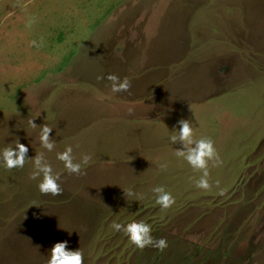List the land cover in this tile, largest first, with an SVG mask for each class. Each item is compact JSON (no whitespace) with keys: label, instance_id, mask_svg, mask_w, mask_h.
Segmentation results:
<instances>
[{"label":"rangeland","instance_id":"374dc122","mask_svg":"<svg viewBox=\"0 0 264 264\" xmlns=\"http://www.w3.org/2000/svg\"><path fill=\"white\" fill-rule=\"evenodd\" d=\"M198 31L201 53L214 48L203 61L226 66L230 86L212 99L208 128L193 134L216 140L210 187L195 186L200 172L182 158H163L162 170L112 168L113 103L127 96L105 77L142 89L169 81L178 57L168 51ZM42 123L53 128L51 152L38 141ZM17 138L28 157L44 152L62 192L38 191L31 158L0 167V264H44L60 240L79 248L82 264H264V0H0V148ZM67 145L77 161L91 155L83 174L55 158ZM157 185L174 197L167 209L155 203ZM114 221L148 223L167 247L138 249Z\"/></svg>","mask_w":264,"mask_h":264},{"label":"crops","instance_id":"0c3cea01","mask_svg":"<svg viewBox=\"0 0 264 264\" xmlns=\"http://www.w3.org/2000/svg\"><path fill=\"white\" fill-rule=\"evenodd\" d=\"M182 36L184 35L179 34L180 38H176L175 49L168 51L169 55L178 57V66L176 71L171 72L169 81L160 76L157 79L159 81L154 82L157 84L155 87L142 89L134 84L133 79L128 91L124 93L127 96L125 101L107 104L108 107L113 105V119L117 126L114 146L118 152L114 156L116 162L112 163V168L121 165L127 166L128 170H162L160 165L163 158L178 159L174 153L176 148L181 147V142L177 140L171 143L168 140L173 127L179 128L177 121L189 120L193 134L201 127L208 128L207 123L214 112L212 99L230 87L225 80L228 72L226 66L216 64V57L209 60V63L203 61L202 57H206L208 53L211 56L214 51L213 47L203 44L207 50L201 53V40L206 38L201 39L199 31L193 35L192 40L181 38ZM229 43L231 49L236 44L231 41ZM231 52L235 51L232 49ZM153 58L156 59L155 56ZM246 64L251 68V63ZM255 64L254 62L253 66ZM153 78L147 77L148 82L152 83ZM220 82H224V85L215 89V84ZM132 99L135 101H131ZM206 138H210L213 143L216 141L214 137ZM126 159L130 161L127 164ZM106 167L110 168V164H106Z\"/></svg>","mask_w":264,"mask_h":264},{"label":"clouds","instance_id":"9594fccd","mask_svg":"<svg viewBox=\"0 0 264 264\" xmlns=\"http://www.w3.org/2000/svg\"><path fill=\"white\" fill-rule=\"evenodd\" d=\"M34 22V17H29L26 20L25 27L30 28ZM35 45L36 41H30ZM100 77H98L99 79ZM111 81V91L113 93L126 92L130 87V81L128 77L123 79L118 78L114 74H108L105 77ZM38 116V115H37ZM30 126L33 128L37 125L33 122V118L29 120ZM179 128L173 127L172 133L168 136V140L171 143H175L177 140L181 142V147L176 148L175 156L182 158L193 169L200 172V176L195 180V186L200 189H208L210 187L208 182V162L213 161L219 163L216 150L213 146V141L210 138L201 137L194 138L193 129L190 126L189 120L180 119L177 121ZM53 128L49 127L46 123L39 125L38 141L42 149L51 152L53 151L55 144L49 137V132ZM28 146L24 143H20L17 138L15 146H6L0 148V167L5 169L22 168L25 164L26 158H31L32 171L29 178L37 180V189L40 193L51 194L57 196L62 192L60 187L59 176L53 172L51 164L47 161L44 152H40L32 157H28ZM73 149L71 145L65 146L63 151H57L55 158L62 162L63 168L72 174L81 175L83 170L88 166L91 161V155L89 153H81L79 160H75L73 157ZM161 168H165L166 164H161ZM38 178V179H37ZM151 192L154 195L155 203L162 209H167L174 203V197L170 192L166 191L162 185L152 187ZM124 196L139 197L134 192L129 190L124 193ZM140 198V197H139ZM114 231L122 232L128 240L138 249H144L145 247H153L158 250H163L167 247V241L164 238H154L151 233V226L143 221H133L128 223L113 222L111 225ZM67 241L60 240L54 242L47 250V256L44 264H82V253L77 249H68L66 247Z\"/></svg>","mask_w":264,"mask_h":264}]
</instances>
